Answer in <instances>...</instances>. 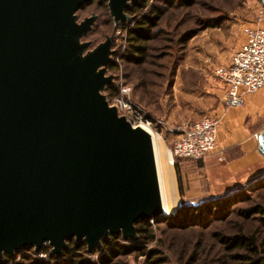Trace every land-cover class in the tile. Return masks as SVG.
<instances>
[{
	"label": "water",
	"instance_id": "1",
	"mask_svg": "<svg viewBox=\"0 0 264 264\" xmlns=\"http://www.w3.org/2000/svg\"><path fill=\"white\" fill-rule=\"evenodd\" d=\"M92 0H0V259L25 248L86 252L162 216L150 136L132 128L103 89L112 37L81 42ZM114 24L137 0H106ZM264 158V130L256 136Z\"/></svg>",
	"mask_w": 264,
	"mask_h": 264
},
{
	"label": "rangeland",
	"instance_id": "2",
	"mask_svg": "<svg viewBox=\"0 0 264 264\" xmlns=\"http://www.w3.org/2000/svg\"><path fill=\"white\" fill-rule=\"evenodd\" d=\"M178 1L152 0L149 3L162 11V17L153 34L154 39L149 43L146 60L140 66L121 58L126 48V31L122 26L129 24L133 16L125 11L132 19L114 24L106 0H92L76 12L77 22L92 14L97 16L91 31L81 39V42L89 43L87 51L102 43L106 37H112L110 60L117 67L114 71L107 69L106 73L113 76L116 95L121 85L129 86L131 99L154 119L163 121L169 127L214 116L213 111L220 105L222 87L212 73L213 67L208 65L209 60L191 54V43L199 40L202 30L220 27L225 21L247 26L257 11L255 0H194L190 6L177 4ZM217 23L216 27H212ZM188 33L194 35L182 43L180 40ZM191 66L202 68L196 70ZM154 134L161 139L164 150L169 152L174 134L166 128H157ZM175 165L180 174L181 197ZM171 168L178 205L173 212L162 216L158 223L148 221L155 239L152 243L141 244L140 252L158 251L163 264H241L250 262L249 253L232 249L227 243L235 237H246L253 239L260 251L259 256L264 258V187L256 189L264 184V177L243 183L238 189L218 192L209 188L214 186L212 179L218 172L213 169L205 174L201 160L174 158ZM226 195L230 203L225 207V213L218 217L215 215L185 227H173L165 221L179 208L181 200L184 204L196 205L220 200ZM254 208H258L259 212L244 216ZM16 254L11 257L17 263L27 264V258L46 259L41 249L37 253L33 249L26 250L17 257ZM62 254L52 255L56 257L53 264L64 258ZM111 264H149V261L134 253L120 256Z\"/></svg>",
	"mask_w": 264,
	"mask_h": 264
},
{
	"label": "trees",
	"instance_id": "3",
	"mask_svg": "<svg viewBox=\"0 0 264 264\" xmlns=\"http://www.w3.org/2000/svg\"><path fill=\"white\" fill-rule=\"evenodd\" d=\"M152 0H137L130 4V6L125 10L128 14L133 16L132 21L129 24L122 26L126 31V48L123 52L121 58L123 61L140 66L142 65L147 57L149 43L154 39L153 34L158 28L159 22L162 17V11L159 8L150 6ZM194 3V0H179L177 4L190 6ZM221 24V23H220ZM219 24V25H220ZM218 25L214 24L212 27ZM208 27V26H206ZM192 36L194 34H191ZM184 35L180 40L182 43L187 41L189 37ZM117 65L110 60L107 69L109 71H114ZM103 92L106 94L108 100L112 99L116 95V90L113 84L105 86ZM177 188L180 197L182 196V187L180 181V174L178 167L174 166ZM264 187V184L257 187L259 190ZM263 190V189H262ZM228 195L222 197L220 200L213 199L212 202H202L196 205L184 204L181 200V205L174 212L173 215L166 218L165 221L173 227H185L192 223L203 221L207 218H212L224 214L225 207L230 203ZM243 201V200H242ZM258 208H254L253 211L244 214V216L252 215L253 213H258ZM218 215V216H217ZM161 220L153 219L156 223ZM137 241H122L120 235H112L106 241H102L101 247L98 250H94L92 253L86 252V246L84 242H76L74 240L68 241V249L63 251L61 254L64 257L59 263L56 264H111L116 258L120 256H128L134 253H138L144 256L149 264H163V260L159 258V252L156 250H149L147 252H140L141 244H148L154 241L153 231L151 226L147 222L137 223L135 225ZM223 241V239H221ZM227 244H230V248L237 249L243 252H247L250 255V262L241 264H264L263 256H259L260 251L258 246L254 243L252 238H240L237 237L230 239ZM226 244V245H227ZM31 251L32 248L22 249L23 251ZM41 251L46 255L45 260L30 259L27 258V264H53L56 257L50 254L49 247L45 244ZM21 252H17L15 255L20 256ZM240 259V257H238ZM0 264H23L14 262V258L4 255L0 259Z\"/></svg>",
	"mask_w": 264,
	"mask_h": 264
},
{
	"label": "crops",
	"instance_id": "4",
	"mask_svg": "<svg viewBox=\"0 0 264 264\" xmlns=\"http://www.w3.org/2000/svg\"><path fill=\"white\" fill-rule=\"evenodd\" d=\"M223 23L220 27L202 30L199 40L190 46L191 54L209 60L208 65L213 70L227 66L244 40L242 28L245 25L235 21ZM247 26L264 29V20L255 22L253 19ZM191 68L198 70L202 67ZM220 85V105L213 111L214 116L220 118L215 148L201 159V163L205 174L213 169L218 172L212 179L215 187H209L211 191L228 192L240 188L243 183L264 177V158L258 152L255 137L264 130V88L244 95L241 107L224 108L225 88L222 83Z\"/></svg>",
	"mask_w": 264,
	"mask_h": 264
},
{
	"label": "built area",
	"instance_id": "5",
	"mask_svg": "<svg viewBox=\"0 0 264 264\" xmlns=\"http://www.w3.org/2000/svg\"><path fill=\"white\" fill-rule=\"evenodd\" d=\"M255 2L257 11L254 21L260 22L264 20V0ZM242 34L244 40L233 53L229 64L213 70V75L225 88L222 99L224 108L241 107L244 95L264 88V29L245 26ZM102 93L108 106L113 107L118 116L124 117L132 128H141L145 132L166 128L174 134L169 150L172 159L201 160L215 148L220 123L218 116H206L194 122H181L169 127L163 121L154 119L131 99L129 86L121 85L117 95L110 100Z\"/></svg>",
	"mask_w": 264,
	"mask_h": 264
},
{
	"label": "bare ground",
	"instance_id": "6",
	"mask_svg": "<svg viewBox=\"0 0 264 264\" xmlns=\"http://www.w3.org/2000/svg\"><path fill=\"white\" fill-rule=\"evenodd\" d=\"M152 144L157 182L160 193L162 214L167 216L173 212L178 205L175 182L171 168L172 158L165 151L161 139L154 132L147 131Z\"/></svg>",
	"mask_w": 264,
	"mask_h": 264
}]
</instances>
